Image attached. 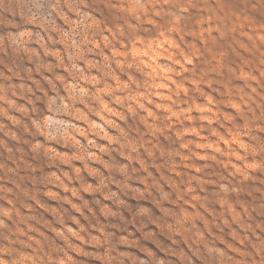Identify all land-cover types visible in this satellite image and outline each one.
Here are the masks:
<instances>
[{"label":"rangeland","instance_id":"rangeland-1","mask_svg":"<svg viewBox=\"0 0 264 264\" xmlns=\"http://www.w3.org/2000/svg\"><path fill=\"white\" fill-rule=\"evenodd\" d=\"M0 264H264V0H0Z\"/></svg>","mask_w":264,"mask_h":264}]
</instances>
